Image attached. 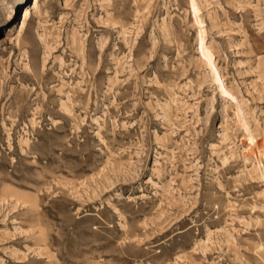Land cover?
<instances>
[{
    "label": "rangeland",
    "instance_id": "1",
    "mask_svg": "<svg viewBox=\"0 0 264 264\" xmlns=\"http://www.w3.org/2000/svg\"><path fill=\"white\" fill-rule=\"evenodd\" d=\"M0 264H264V0H0Z\"/></svg>",
    "mask_w": 264,
    "mask_h": 264
}]
</instances>
